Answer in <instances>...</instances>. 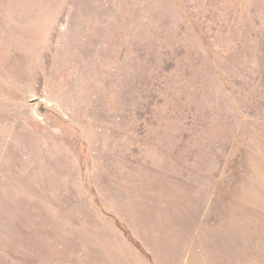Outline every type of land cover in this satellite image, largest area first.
Here are the masks:
<instances>
[{"label": "rangeland", "instance_id": "rangeland-1", "mask_svg": "<svg viewBox=\"0 0 264 264\" xmlns=\"http://www.w3.org/2000/svg\"><path fill=\"white\" fill-rule=\"evenodd\" d=\"M0 264H264V0H0Z\"/></svg>", "mask_w": 264, "mask_h": 264}]
</instances>
